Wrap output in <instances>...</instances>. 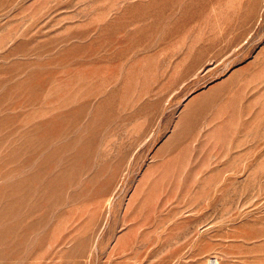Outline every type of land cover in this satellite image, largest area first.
Returning a JSON list of instances; mask_svg holds the SVG:
<instances>
[{"label":"rangeland","instance_id":"1","mask_svg":"<svg viewBox=\"0 0 264 264\" xmlns=\"http://www.w3.org/2000/svg\"><path fill=\"white\" fill-rule=\"evenodd\" d=\"M0 264H264V0H0Z\"/></svg>","mask_w":264,"mask_h":264}]
</instances>
